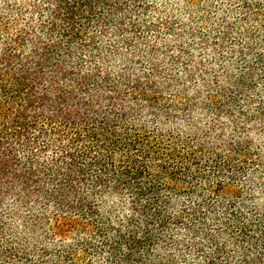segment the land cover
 <instances>
[{
	"label": "trees",
	"instance_id": "16d2710c",
	"mask_svg": "<svg viewBox=\"0 0 264 264\" xmlns=\"http://www.w3.org/2000/svg\"><path fill=\"white\" fill-rule=\"evenodd\" d=\"M129 1L0 0V264H75L73 247L60 244L49 254L42 243L70 232L84 255L87 249L112 264H150L153 241L168 237L172 225L215 244L210 253L196 248L201 264H225L222 246L204 225L194 226L212 217V207L186 212L179 204L224 188L231 151L241 155L221 119L242 93L236 85L230 95L208 89L201 103L164 98L155 69L140 76L127 58L117 66L113 58L122 54L103 44L110 36L128 44L135 25L121 16ZM255 61L264 69V57ZM239 83L253 88L252 76ZM250 122L243 108V125ZM202 163L219 174L208 193L195 185L208 179ZM234 222L241 264H264V217Z\"/></svg>",
	"mask_w": 264,
	"mask_h": 264
},
{
	"label": "rangeland",
	"instance_id": "374dc122",
	"mask_svg": "<svg viewBox=\"0 0 264 264\" xmlns=\"http://www.w3.org/2000/svg\"><path fill=\"white\" fill-rule=\"evenodd\" d=\"M126 9L121 18L135 25V29L129 28L126 34L128 44L114 43L112 36L103 44L122 54L120 58H113L117 66L127 58L140 76L155 69V80L164 87L162 96L169 98L178 94L180 101L190 99L201 103L208 89L213 90L214 95H220L219 92L230 95L239 86L242 94H237L236 106H231L232 113L221 122L227 128L226 136L239 142L241 157L231 151L233 167L222 175L224 188L219 189L214 188L220 181L219 174L202 163L200 173L208 179L198 180L195 185L200 193H208L213 187V194L200 201L194 196L183 197L179 205L186 206V212H189L188 207L202 205L203 212H208L206 205H210L212 217L206 216L204 222L196 220L195 230L200 231L202 225L205 226L207 234L222 246L225 255L221 258L225 264H241L243 238L238 234L234 217L242 225L245 220L264 217V137L259 136L264 129L257 118L262 109L264 114V69L255 61L257 56L264 57V0H130ZM249 76H252L253 88L243 90L239 81ZM192 90H197L196 94ZM243 108L250 114V124L243 125ZM196 120L205 123L206 117L197 112ZM243 142L248 143V149ZM219 146L223 155H230L225 145ZM243 149L246 160H243ZM232 172L235 177L229 174ZM11 221L14 227L21 229L18 222ZM184 227L172 225L168 237L153 241L150 264L169 261L171 264H201L196 248L199 246L210 253L215 244L208 242L203 234L194 237ZM70 233L62 240H43L44 248L54 254L60 244L73 247L77 252L75 264H112L103 253L97 255L87 249L85 255L79 252L77 242L73 241L77 236ZM173 243L176 245H170ZM161 244L166 246L165 250H156ZM13 248L18 249L16 245Z\"/></svg>",
	"mask_w": 264,
	"mask_h": 264
}]
</instances>
